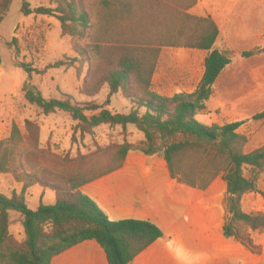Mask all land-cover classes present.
<instances>
[{"label": "trees", "instance_id": "16d2710c", "mask_svg": "<svg viewBox=\"0 0 264 264\" xmlns=\"http://www.w3.org/2000/svg\"><path fill=\"white\" fill-rule=\"evenodd\" d=\"M57 7L31 8L23 0L25 15L55 16L64 32L83 36L91 32L90 50L79 48V56L97 55L106 63L104 75L109 86L106 101L77 103L72 99H46L32 88H24V97L45 115L58 111L68 113L78 122L82 134L101 125L123 129L130 124L144 134L141 142L125 141L113 154L114 165L91 178L76 174L65 179L66 186L55 187V202L40 201L36 209L27 204L24 185L11 196L0 192V264H51L53 258L87 240L97 241L104 249L109 264H131L136 256L163 236L155 224L145 220L112 221L81 187L91 180L120 169L129 152L158 156L167 162L171 176L191 187L207 189L218 177L227 184L225 204L228 217L224 235L233 238L257 254L251 233L264 230V213H248L242 208L243 196L258 190L264 171V145L247 151L248 137L239 130L245 120L205 125L197 120L206 109L214 92L213 86L228 65L233 51L219 50L215 44L220 27L211 15L195 16L188 11L198 0H96L98 15H92L73 0H56ZM11 0H0V22ZM164 12V20L158 13ZM164 23V24H163ZM174 24V26H173ZM12 45V43H11ZM164 47H185L206 51L204 72L195 91L172 96L153 89V77ZM19 53V49H16ZM252 52H244L245 56ZM59 61L46 68L63 66ZM21 67L30 77L45 74L32 64ZM119 92L130 97L136 108L129 113L109 109L112 97ZM263 120L264 111L253 116ZM25 129L31 138L38 136L39 126L30 120ZM24 141L22 129L13 124L11 134L0 141V173H9L18 148ZM29 178L30 175H28ZM23 217L25 240L17 244L11 239V213Z\"/></svg>", "mask_w": 264, "mask_h": 264}, {"label": "rangeland", "instance_id": "374dc122", "mask_svg": "<svg viewBox=\"0 0 264 264\" xmlns=\"http://www.w3.org/2000/svg\"><path fill=\"white\" fill-rule=\"evenodd\" d=\"M31 8H56V0H27ZM91 13L92 22L98 15L96 0H73ZM188 12L195 16L211 15L220 27L216 48L233 51L232 64L216 82L213 96L206 102L209 112L197 120L205 125L245 120L240 132L248 137L247 151L264 145V119L253 116L264 111V0H202ZM23 0H11L0 22V141L7 139L13 127L22 129L24 141L12 171L0 173V192L11 196L27 185L26 198L30 208L39 201L50 203L55 187H64L65 179L79 174L91 178L114 165L113 154L125 141L137 144L144 134L135 125H101L82 134L78 122L66 112L45 115L24 97L23 89L40 91L46 99H72L77 103L102 105L109 94L104 75L106 63L95 54L79 56L77 50H90L91 32L83 36L64 32L55 16L25 15ZM164 12L158 13L163 22ZM164 24V23H163ZM174 26V24H173ZM12 43V45H11ZM16 49H19L17 53ZM244 52H252L245 56ZM206 51L185 47H164L153 78V89L184 90L195 87L204 72ZM62 61L63 66L50 65ZM29 63L45 74L30 77L21 67ZM136 108L130 97L119 92L111 100L114 113H129ZM27 120L35 122L39 134L31 138ZM30 175L31 178L28 177ZM260 188L246 197L242 208L248 213H264V171ZM11 239L17 244L25 240L23 217L11 213ZM261 250L249 254L245 264H264V230L252 232Z\"/></svg>", "mask_w": 264, "mask_h": 264}, {"label": "crops", "instance_id": "0c3cea01", "mask_svg": "<svg viewBox=\"0 0 264 264\" xmlns=\"http://www.w3.org/2000/svg\"><path fill=\"white\" fill-rule=\"evenodd\" d=\"M201 2L198 0L195 7L204 4ZM197 85L187 90L157 92L168 96L191 93ZM209 111L206 108L201 113ZM260 186L258 182V188ZM81 191L112 221L145 220L161 229L163 236L136 256L131 264H245L247 255H254L241 243L224 235L228 212L225 204L227 184L222 177L207 189L191 187L171 176L164 159L129 152L120 169L87 182ZM253 193L245 194L242 203ZM54 202L55 197L46 204ZM251 236L256 243L252 233ZM51 264L109 262L101 245L87 240L55 256Z\"/></svg>", "mask_w": 264, "mask_h": 264}]
</instances>
